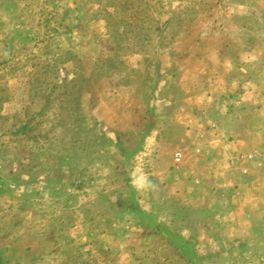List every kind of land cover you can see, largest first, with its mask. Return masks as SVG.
<instances>
[{
  "label": "rangeland",
  "instance_id": "374dc122",
  "mask_svg": "<svg viewBox=\"0 0 264 264\" xmlns=\"http://www.w3.org/2000/svg\"><path fill=\"white\" fill-rule=\"evenodd\" d=\"M249 52L264 53V0H0V264H264L263 245L217 229L223 198L199 223L156 179L130 212L136 172L167 178L200 136H243L242 99L264 102ZM147 130L157 157L127 155Z\"/></svg>",
  "mask_w": 264,
  "mask_h": 264
},
{
  "label": "crops",
  "instance_id": "0c3cea01",
  "mask_svg": "<svg viewBox=\"0 0 264 264\" xmlns=\"http://www.w3.org/2000/svg\"><path fill=\"white\" fill-rule=\"evenodd\" d=\"M255 54L256 55H252V52L246 53L247 56L264 58L263 52H255ZM250 96V93H246L245 97L242 99L245 110L239 113V119H234L235 124L243 125L242 137L236 136L234 133H229L227 136L224 134L218 137L219 140H212V143L209 144V141H204L200 136V139H198L199 143L196 146V149H199L200 152H196V149L194 152H191L192 154L187 152V155L184 154V160L179 165L174 161L176 152L174 153L169 167V177L167 178L162 176L155 178L156 174H158L156 167L152 168L150 164L147 165L146 172L142 175L136 172L133 180L128 183L130 186L134 185L136 187V192L142 191L139 193V195H141L139 196L141 200L139 198L136 200L131 196L132 201L130 202L132 209L130 212L134 215L138 213L145 214L142 210L143 206L139 207V204L136 205L133 203L135 201L138 203L144 201L142 200V196L146 195L147 187L151 186V182L156 184V179H159V182L163 180V182L168 183L167 185L170 186L173 191L168 190L164 198L158 200L167 201L166 205L169 203L171 206L170 208H172V204L176 206L175 201L179 203L180 207L183 205L191 208L193 206L198 207H195V209H181L179 211L181 217H190L191 219L199 220L200 223L206 216V210H201V208L210 210L212 204L215 205L213 199L219 202V200L223 198L225 206H231L233 204L235 208L221 216L217 229L227 230L229 242L230 240H232V242L236 240L241 244H247V246L251 247H257V245L264 246L263 240H256L254 235L257 233L264 234V220H262L264 218V102L259 101L260 103H257V101H255V103H253ZM253 112L255 114L252 115ZM257 122L261 123L259 124L260 126H257ZM216 132H218V130H216ZM133 136H138L139 142L133 151L127 152V155L136 151L139 153L137 155L138 159H141L140 154H156L152 153L153 150L157 151V147L159 146V141L157 139L158 132L156 130L141 131L138 135L128 133L125 135V138ZM116 137L118 138L119 135L117 134ZM224 137L226 138L224 139ZM230 137L234 138V140H231ZM202 143L205 145L204 153L201 145ZM211 152L212 158L211 161H209L208 156ZM242 155H254V158L248 160V156L241 158ZM154 156L157 157V154ZM190 160L192 161V166L188 164ZM206 163L210 165V168L208 171L203 172L200 168ZM193 166L197 169H193ZM137 169H140L139 164L137 165ZM140 187H143V189H140ZM191 188L195 189V193L188 196L186 200L183 199L182 195L184 189L191 192ZM129 191L132 193L134 190L130 189ZM166 194L168 195L166 196ZM107 199L109 198L107 197ZM187 202L194 203V205L190 206ZM179 212L171 209H164L162 217L168 222V217H173L177 213L179 214ZM218 217V215L214 214L213 218ZM240 218L247 224L244 226L245 228L247 227L246 229L238 226L236 222H234V219L239 220ZM258 220H260V222ZM167 222L161 227V230L163 231L162 234L164 237L171 238L175 233L169 227L168 224L170 223ZM186 232L191 231L185 227L181 234H185ZM235 232L239 237L232 238L231 236L235 234Z\"/></svg>",
  "mask_w": 264,
  "mask_h": 264
},
{
  "label": "built area",
  "instance_id": "2783aa9c",
  "mask_svg": "<svg viewBox=\"0 0 264 264\" xmlns=\"http://www.w3.org/2000/svg\"><path fill=\"white\" fill-rule=\"evenodd\" d=\"M214 127V125L212 126V128ZM196 152H200L199 149H196ZM248 156V157H247ZM247 157L248 160H252L254 158V155H242L241 158H245ZM184 160V153L179 151L176 152L174 155V161L177 165L181 164L182 161Z\"/></svg>",
  "mask_w": 264,
  "mask_h": 264
}]
</instances>
